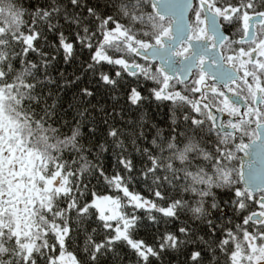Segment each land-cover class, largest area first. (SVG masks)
<instances>
[{
  "label": "snow or ice",
  "instance_id": "1",
  "mask_svg": "<svg viewBox=\"0 0 264 264\" xmlns=\"http://www.w3.org/2000/svg\"><path fill=\"white\" fill-rule=\"evenodd\" d=\"M0 264H264V0H0Z\"/></svg>",
  "mask_w": 264,
  "mask_h": 264
},
{
  "label": "water",
  "instance_id": "2",
  "mask_svg": "<svg viewBox=\"0 0 264 264\" xmlns=\"http://www.w3.org/2000/svg\"><path fill=\"white\" fill-rule=\"evenodd\" d=\"M240 157H243V161L241 163H243V165H244V171L247 172L248 157H245L244 153H242V155Z\"/></svg>",
  "mask_w": 264,
  "mask_h": 264
},
{
  "label": "trees",
  "instance_id": "3",
  "mask_svg": "<svg viewBox=\"0 0 264 264\" xmlns=\"http://www.w3.org/2000/svg\"><path fill=\"white\" fill-rule=\"evenodd\" d=\"M68 71H69V72H71V71H72V69H71V68H69V69H68ZM238 154H239V153H238Z\"/></svg>",
  "mask_w": 264,
  "mask_h": 264
},
{
  "label": "flooded vegetation",
  "instance_id": "4",
  "mask_svg": "<svg viewBox=\"0 0 264 264\" xmlns=\"http://www.w3.org/2000/svg\"><path fill=\"white\" fill-rule=\"evenodd\" d=\"M247 142V141H246Z\"/></svg>",
  "mask_w": 264,
  "mask_h": 264
}]
</instances>
